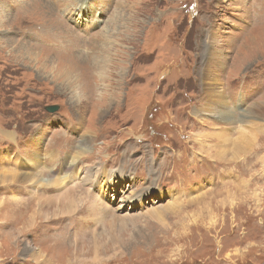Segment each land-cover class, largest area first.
I'll return each instance as SVG.
<instances>
[{
    "label": "rangeland",
    "instance_id": "1",
    "mask_svg": "<svg viewBox=\"0 0 264 264\" xmlns=\"http://www.w3.org/2000/svg\"><path fill=\"white\" fill-rule=\"evenodd\" d=\"M64 25L84 39L96 34L86 54L76 52L82 41L44 36ZM212 39L224 65L206 68ZM216 75L217 108L226 105L231 121L201 113ZM109 93L119 96L113 107ZM89 134L96 144L88 145L87 167L107 163L121 189L150 188V178L156 188L145 209L110 208L93 221L90 256L72 264H264V0H0V179L10 177L0 183V264H36L24 255L27 245L74 243L44 240L46 230L56 234L75 216L64 214L68 200L91 216L88 187L38 182L60 180L65 172L50 168V155L61 163L69 154L67 172ZM29 204L42 214L24 230ZM201 226L210 233H196Z\"/></svg>",
    "mask_w": 264,
    "mask_h": 264
},
{
    "label": "bare ground",
    "instance_id": "2",
    "mask_svg": "<svg viewBox=\"0 0 264 264\" xmlns=\"http://www.w3.org/2000/svg\"><path fill=\"white\" fill-rule=\"evenodd\" d=\"M85 9H86V7L82 8L81 11L85 10ZM52 30H55V31H52ZM94 35H96V34H94ZM94 35H91L89 38L84 39V38L79 37L78 34L71 31L70 28H68L64 25L61 27L60 30H59V28H54V29H50V30L46 29L44 36H48L47 38L50 39L48 41H82L81 42L82 45L80 46V48L76 49V52L78 54L83 55V54H86L87 52H86V49H84L82 51V48L86 47V44L89 43L90 40L94 39L93 38ZM212 40H214V42H212L213 46L212 47L210 46L211 48L208 51V53H209L210 57H214V58L209 59L208 62L205 61V62H207L206 68H210V64H212L210 61L215 62L218 66L220 64H221V66L224 65V58H225L224 54L222 55V58H221V56H218L222 53L221 45L215 42V41H217V39H212ZM245 47H246V45H245ZM218 48H220V49L217 50ZM72 54H74V53H72ZM240 54H243L242 51ZM240 54H238L237 58L240 56ZM216 58H221V61L223 59V62H221L220 60L218 62V60ZM236 60H238V59H236ZM244 60H246V58ZM244 60L242 59V62ZM215 63H213V64H215ZM217 79H218V75H216L215 78L213 80H211V82L207 83L208 87L205 89V90H207L205 92V94H206V99H208L209 102L206 105V107L204 109H202L201 113L207 114V116H206L207 118H214V119L220 120L222 122L223 120L229 119V115H230L231 111H227V109H229V108H227L226 105H223V106L219 105L220 107L217 108V105L219 104V102H217L218 100L215 99L216 96L214 95L215 90L213 87L214 85L217 84ZM93 85H94L93 88L95 89L97 86L95 85V83ZM102 88H103V92H104L105 87H102ZM109 90H111V89H109ZM103 92H102V95H103ZM114 92L116 94L118 93L116 91H114ZM116 94H114V95H116ZM102 95L100 92L97 99H96V102H98L100 104L102 103L101 99H103V100L105 99L102 97ZM106 95H107L106 96L107 100H109L108 105L112 104V107H113L114 104L119 102L118 101L119 96L117 97V96L111 95L110 93H109V95L108 94H106ZM76 96L79 97V102H80L82 99L81 94L80 95L76 94ZM218 97L222 98V97H220V95H218ZM215 100H217V101H215ZM99 106H98V108H99ZM223 109H225V110H223ZM259 109H260V111H263V110H261V108H259ZM96 111H97V113L100 114L99 118L104 117L106 112H107L106 108L101 107V106ZM203 117H204V115H203ZM231 120H233V119L230 118L229 121H231ZM204 137H206V136H204ZM95 141H96V139L93 137H90V134L84 137V140L81 143V145L79 146L80 147L79 149L82 152H85V154L79 155V157H77L72 162V164L69 167L67 172L63 170L62 165L67 163V157L69 156V154L67 155L66 158L61 160V163L59 161V157L57 156L56 152H53L52 155H50V158L53 161L55 160L54 165H52L50 168H56V170H61L62 172H65V174L59 178L60 180L54 181V183L49 182V180H41V181L39 180V182H38L39 184H42L44 182L40 187H42V188H47V187L58 188V187L62 186V183H64V181H68L66 187H64V188H67L68 185H75V187L78 188V187H80L79 184L87 186L88 190H85V193L88 195V197H91V200H92V206H90L87 210H88V212L91 213V216L87 213L86 209L79 211L78 204H76L73 200H68L64 205V210H65L64 214L75 215V216H72L73 218L64 219L63 222H60L61 225L58 227V231L56 234L55 233L49 234V232L53 231L54 229L50 231V228H49L50 226H47L48 230H46V231L48 232L49 236L44 240L59 239V240H64L66 242L67 240H69L70 237H72L74 239V243L73 244H67L66 243L64 247H62L61 249H57V250H54L52 248H50L48 250L46 248L43 249L42 247L35 250V249L29 247V245H27L24 249V255L26 254L27 256L32 258L36 264H72L73 262L78 261L81 257H83L82 261H85V258H88V256H90V251H89V248L88 249L86 248V243L92 244V239H94L96 237L93 234L90 238V235L88 234V233L94 231L97 227V224L96 223L94 224L93 221H95L97 218L102 219L105 217V215L110 214L111 213L110 208L112 210H114L115 213H117V214H119V213L123 214L124 212H128V210L126 209L128 204L132 205V208H139V209L143 210V209H145L146 203H147V201H145L146 200L145 198L149 199L150 197H152L150 194V191L156 187L154 186V184L151 185V182H152L151 178L149 179L150 188L148 187V188L143 189L141 191H136V190L130 191L127 188L121 189L120 188L121 183L114 184L109 180V178L106 174L112 173L116 170H111V171L108 170L107 163L96 165L94 168L87 167V165H85V163H84V161H86L87 159H84V158H85V155L87 153H89V151H91V148H89L88 145L92 144L94 146ZM95 144H96V142H95ZM92 145H91V147H92ZM94 149H96V148H94ZM146 157H147V154L144 153L143 159H142L143 162L145 161ZM168 158H166V160ZM47 161H49V159L45 158V160L43 161V164L45 165V162H47ZM87 161H89V160H87ZM106 161H110V160L108 159ZM179 161H181V160L175 161L173 164V167L174 166L175 167L180 166L181 164H179L180 163ZM203 163H205V162H203ZM43 164H42L43 169L42 168L41 169L45 172L46 168H48V167L47 166L44 167ZM173 167L171 168L170 172L174 169ZM160 168L162 170V165L160 166ZM92 170H95V171H93V173H92ZM101 171H102V173H101ZM170 172H167V173H170ZM100 173H101V176H100ZM103 173L105 175H103ZM122 174H123V180H125V178L127 177L126 172L122 171ZM162 174H163V172H162ZM99 176H100V179L104 181V183L100 182V180L98 178ZM9 178H10L9 176H6V175L3 176L0 179V183L1 182H3V183L8 182L10 180ZM22 179L24 181H26V180H30L31 177L25 176ZM128 179L132 180L135 183V182H137L138 177L136 175H134V176L131 175V176H128ZM61 181H63V182H61ZM151 187H152V189H151ZM29 188L30 187H28L27 189L29 190ZM39 192H40V190L37 191V193H39ZM138 194H141L140 198L137 200L134 199L135 197H138ZM159 196H160V198L164 197V195L162 193H159ZM18 204L23 205L24 203H18ZM29 207H30V204H29ZM32 207L33 206L31 205V207L29 208L30 210L28 212H25L26 207H25V211L21 212V214L24 217L23 218V221L25 224L24 228H23L24 230H26L27 225L29 223H31L30 221L33 219L34 214L35 215H41L42 214L41 213L42 209L40 211V207H39V211H36L35 213L32 212L33 211ZM21 208H23V207H21ZM27 210H28V208H27ZM20 211H22V210H20ZM89 216H90V218H89ZM112 219L118 220L119 218H118V216H116V217H112ZM127 219L130 220L131 218L128 217ZM67 220H68V222H66ZM90 224L94 225L92 227V230H91ZM87 226H88V229L90 230L89 232L83 230V229H86ZM23 229L18 230L17 232L21 233V231L23 232ZM179 230L182 232L184 231V230H182V228ZM196 230H197L196 233H198V232L202 233L201 236H203L205 233H210L209 232V230H210L209 226H201L200 228L197 227ZM215 230H216V228H215ZM82 232H85L86 235H80ZM175 233H176L175 235L174 234H172V235H174V237L176 238L175 241L177 242V237H179L180 234H179V231H176ZM12 235L13 234H11L10 236H12ZM167 235H170V233L166 232L165 236H167ZM165 236H163L164 240L166 239ZM186 236H187V234H186ZM88 238H90L91 240L90 239L88 240ZM10 239H11L10 237L7 238L8 241ZM183 240H185V239H183ZM173 241L171 240V243ZM165 242H166V240H165ZM153 246H155V245L153 244ZM147 247L150 248L151 246L147 245ZM147 247L145 248V249H147L146 252L152 253L154 249L151 247L152 250H150ZM92 248H93V244H92V247H90V250H92ZM117 248L120 250V247H117ZM94 249H95V255L94 256L96 257V256H98L96 244L94 245ZM66 252L69 254H65ZM54 260L56 263L52 262ZM92 262H95V258L92 259ZM75 264H77V263H75Z\"/></svg>",
    "mask_w": 264,
    "mask_h": 264
},
{
    "label": "water",
    "instance_id": "3",
    "mask_svg": "<svg viewBox=\"0 0 264 264\" xmlns=\"http://www.w3.org/2000/svg\"><path fill=\"white\" fill-rule=\"evenodd\" d=\"M46 111L49 113H56L57 111H59V107L58 106H50L46 108Z\"/></svg>",
    "mask_w": 264,
    "mask_h": 264
}]
</instances>
